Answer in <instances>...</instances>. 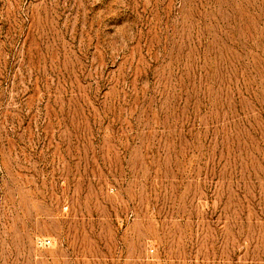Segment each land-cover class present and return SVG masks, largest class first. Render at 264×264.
Returning <instances> with one entry per match:
<instances>
[{"label":"rangeland","instance_id":"rangeland-1","mask_svg":"<svg viewBox=\"0 0 264 264\" xmlns=\"http://www.w3.org/2000/svg\"><path fill=\"white\" fill-rule=\"evenodd\" d=\"M0 264H264V0H0Z\"/></svg>","mask_w":264,"mask_h":264}]
</instances>
